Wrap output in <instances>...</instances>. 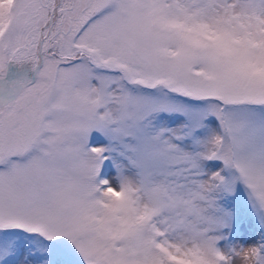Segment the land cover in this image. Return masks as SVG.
I'll use <instances>...</instances> for the list:
<instances>
[{"label": "snow or ice", "instance_id": "1", "mask_svg": "<svg viewBox=\"0 0 264 264\" xmlns=\"http://www.w3.org/2000/svg\"><path fill=\"white\" fill-rule=\"evenodd\" d=\"M0 264H264V0H0Z\"/></svg>", "mask_w": 264, "mask_h": 264}]
</instances>
